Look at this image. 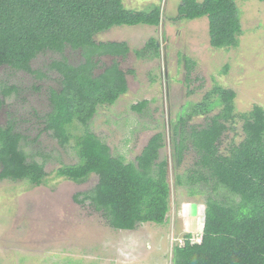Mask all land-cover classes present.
<instances>
[{
  "label": "trees",
  "instance_id": "obj_1",
  "mask_svg": "<svg viewBox=\"0 0 264 264\" xmlns=\"http://www.w3.org/2000/svg\"><path fill=\"white\" fill-rule=\"evenodd\" d=\"M204 16L214 48L238 45L242 29L235 0H181L179 18ZM160 19L159 7L135 10L122 0H0V66L31 73L30 63L38 54H60L50 64L60 86L49 89L44 128L62 147L70 145L78 160L62 164L55 173L74 182L96 174L95 186L75 199L89 200L115 229L164 223L170 199L168 160L160 156L161 132L150 137L134 161H126L89 130L98 107L114 104L128 91L126 73L116 60L97 71L101 57L126 56L127 42L96 41L95 36L113 26H157ZM66 48L79 50L81 61L70 63L63 54ZM157 49L155 38H149L135 52L143 57L158 54ZM15 90L7 87L3 95ZM235 96L233 89L216 84L201 101L183 106L171 123L175 170L188 150L196 156L189 173H176V184H186L191 195L208 192L200 238L194 241L186 234L183 244L174 247L173 264H264V108L255 104L237 114ZM3 103L0 96V107ZM146 103L138 101L131 109L141 112ZM216 107L219 111L212 114ZM198 115L210 116L202 124L190 123ZM236 118L242 121V140L223 153L220 139ZM29 142L11 120L0 124L1 180L44 182V161L27 152Z\"/></svg>",
  "mask_w": 264,
  "mask_h": 264
},
{
  "label": "rangeland",
  "instance_id": "obj_2",
  "mask_svg": "<svg viewBox=\"0 0 264 264\" xmlns=\"http://www.w3.org/2000/svg\"><path fill=\"white\" fill-rule=\"evenodd\" d=\"M122 3L135 10L159 7L161 19L157 26H113L96 34V41L127 42L126 56L101 57L97 71L116 60L126 73L128 91L114 104L99 106L88 128L126 161H134L153 134H164L160 156L168 160L170 186L166 220L115 229L89 200L75 199H82L95 186L96 174L83 182L56 176L58 167L77 162L78 156L44 128L43 117L51 106L49 89L60 86L59 74L50 64L61 58L54 51H44L31 61V73L0 66L4 101L0 124L11 120L28 136L25 148L38 161L43 159L47 174L41 185L0 179V264H173L174 247L183 244L186 234L194 241L200 238L208 192L191 195L186 184H176V173H189L196 156L188 150L175 170L171 123L183 106L201 101L216 84L236 92L237 114L255 104L264 108V1L235 0L242 32L238 45L230 48L210 44L206 16L179 18L181 0ZM149 38H155L158 54L137 57L135 51ZM63 54L72 64L82 58L79 50L66 48ZM12 85L16 90L4 96L3 90ZM144 99L147 103L141 112L131 109ZM218 111L216 107L211 113ZM210 115L194 116L190 123L202 124ZM232 125L220 139L223 153L243 137L242 121L236 118Z\"/></svg>",
  "mask_w": 264,
  "mask_h": 264
},
{
  "label": "water",
  "instance_id": "obj_3",
  "mask_svg": "<svg viewBox=\"0 0 264 264\" xmlns=\"http://www.w3.org/2000/svg\"><path fill=\"white\" fill-rule=\"evenodd\" d=\"M165 219H166V217H165Z\"/></svg>",
  "mask_w": 264,
  "mask_h": 264
}]
</instances>
